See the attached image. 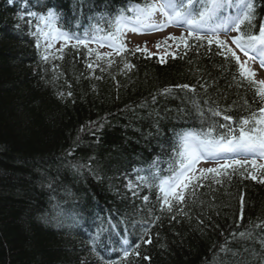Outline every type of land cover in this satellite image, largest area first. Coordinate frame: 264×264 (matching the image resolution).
<instances>
[{
	"label": "trees",
	"instance_id": "trees-1",
	"mask_svg": "<svg viewBox=\"0 0 264 264\" xmlns=\"http://www.w3.org/2000/svg\"><path fill=\"white\" fill-rule=\"evenodd\" d=\"M256 1L255 30L264 23V0ZM139 2L0 0V264H103L92 251L98 231L96 251L119 264H261L264 183L236 174L216 177L218 184L209 175L185 192L183 204L170 201L169 212L150 176L152 158L168 154L179 132L224 122L209 108L238 120L260 107L253 88L238 86L235 65L216 55L215 45L186 55L174 46L176 58L163 64L129 49L110 57V67L102 61L89 69L94 57L77 45L45 61L32 34L37 21L26 16L54 6L60 26L81 33L96 23L91 17ZM182 84L195 92L176 87ZM166 88L172 93L162 95ZM139 176L149 177L151 189ZM144 229L152 242L124 259L123 239L132 246ZM245 231L253 238L241 239Z\"/></svg>",
	"mask_w": 264,
	"mask_h": 264
},
{
	"label": "snow or ice",
	"instance_id": "snow-or-ice-1",
	"mask_svg": "<svg viewBox=\"0 0 264 264\" xmlns=\"http://www.w3.org/2000/svg\"><path fill=\"white\" fill-rule=\"evenodd\" d=\"M28 16L34 17L37 21L35 31L32 33L37 39L36 46L40 47L41 39L46 44L42 55L43 60L49 59L48 49L52 48L55 42L63 40L66 45L68 41L74 39L77 46L82 45L87 49V56L90 59L94 57L93 62L87 63L89 69H92L94 64L100 67L102 61H107L109 67L115 63L110 59L111 52L100 53L89 48L90 43L94 42L100 48L107 46L113 49L116 55H121L129 51L124 42V37L129 32L143 35L163 31L169 27L184 29L187 38L182 33L179 39L170 35L163 42L156 43L158 50L162 43L166 46V56L158 57V62L162 64L167 62V56L176 58V54L171 52L172 45L168 44L169 40L176 42L177 48L183 47L185 55L192 48L203 47L210 52L211 46L215 45L216 55L222 56L225 62L235 65L234 79L237 80L238 86L246 82L254 89L253 103H258L260 107L238 120H234L230 115L222 114L219 110L209 108L208 111L212 117L222 116L224 122L212 121L201 129H189L178 133L173 145V156L169 161V175L161 177L158 164L154 163L150 172L151 179L158 181L155 187L161 193L162 204L169 212L173 209V203L170 201L183 204L185 192L191 188L194 193L195 188L202 187L203 181L208 179L209 175H212L214 182L218 184L222 181L215 179L216 177L224 176L231 180L236 174L264 183V163H257L258 160L264 161V80L254 79L256 73L249 64V61H258L261 68H264V23L260 24L258 31L255 30L256 0H141L139 3L129 4L127 8L117 9L114 13L104 11L91 17L96 23L85 28L83 35L64 30L60 26L61 14L54 6H46L43 13L29 12ZM157 17L160 19L157 20ZM27 23L31 24L32 21L29 20ZM77 27H79L78 24ZM221 36L225 39H221ZM189 39L193 43L190 44ZM58 51H62V48ZM134 51L147 53V48L145 46L142 49L137 45ZM238 52L242 53L246 59L242 60ZM148 55L151 54L148 53ZM57 58L63 59V56ZM132 67L129 63L124 64L126 69ZM103 70L101 68V71ZM176 87L195 92V89L188 84ZM171 93L172 89L166 88L161 94ZM68 95L70 96L71 93ZM193 106L203 123L204 111L195 101ZM245 106L251 107L247 100H245ZM201 162L212 163L217 167L200 168L197 174V166ZM249 165L251 170H248ZM255 172L260 173V178L254 174ZM138 179L150 189L153 186L149 183L148 176H139ZM127 187L132 190L135 186L129 182ZM142 199L145 203L148 202V196ZM243 203V197H241L240 219H243ZM163 210L162 208L161 211ZM172 218L175 219L174 216ZM148 232V229H144L140 241L132 246H129L127 238L123 239L124 259L131 255L139 256L140 244L152 242L151 238L144 239ZM239 236L241 239H252L253 232H241ZM99 238L98 231L92 240V251L103 261V264H119V262L105 260L96 251ZM258 242L261 244V250L264 251V239H259ZM221 251L227 252L228 249L222 246ZM261 264H264V258L261 259Z\"/></svg>",
	"mask_w": 264,
	"mask_h": 264
},
{
	"label": "rangeland",
	"instance_id": "rangeland-1",
	"mask_svg": "<svg viewBox=\"0 0 264 264\" xmlns=\"http://www.w3.org/2000/svg\"><path fill=\"white\" fill-rule=\"evenodd\" d=\"M159 19L160 18L157 17V20H159ZM182 31H184V29L181 30V29H175V28L169 27L168 30H166V31H162L160 33H155L154 32V34H151V37H149L150 35L149 36H147V35H143L142 36L140 34H133V33L129 32V33H127V35L125 37L126 40L128 41V44H126V45H127L128 48L130 47V49H134L135 46H137V45H139L142 49L146 46L147 53L157 55L158 57L159 56H166V46L162 43L161 44V48L158 50L156 48V46H155L156 43L157 42H163L165 40V38L169 37L170 35L171 36H175V37H177L179 39L181 37V34H182L181 32ZM232 34H234V33H232ZM235 35H236V33H235ZM42 43L46 47V44H45V42L43 40H42ZM55 43H56L57 46L54 45L52 48L48 49L47 53H50L53 50L61 49L62 46H63L62 44H64V41L60 40V41H57ZM168 44L172 45L171 48H174V46H176V42H174L172 40H169ZM99 52L100 53H109V52H111L113 54L115 51L108 47L107 49H100ZM241 59L244 60L245 58H243L241 56ZM249 64H250L252 70L256 73L254 79L256 81L264 80V73H261V72L257 71L252 63H249ZM197 170H199V169H197ZM248 170H251L250 166H248ZM197 174H199V171L197 172ZM255 174L258 176L259 172H256Z\"/></svg>",
	"mask_w": 264,
	"mask_h": 264
}]
</instances>
